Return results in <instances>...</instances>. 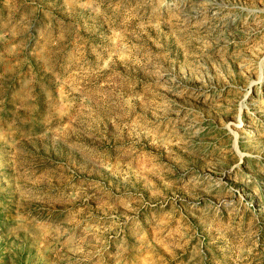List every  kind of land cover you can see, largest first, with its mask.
Wrapping results in <instances>:
<instances>
[{"label":"rangeland","instance_id":"374dc122","mask_svg":"<svg viewBox=\"0 0 264 264\" xmlns=\"http://www.w3.org/2000/svg\"><path fill=\"white\" fill-rule=\"evenodd\" d=\"M0 264H264V0H0Z\"/></svg>","mask_w":264,"mask_h":264}]
</instances>
